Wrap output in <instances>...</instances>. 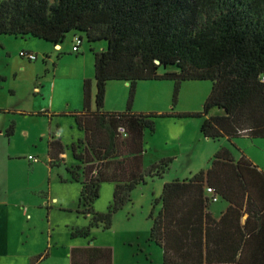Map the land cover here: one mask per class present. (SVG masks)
Returning <instances> with one entry per match:
<instances>
[{
  "label": "trees",
  "instance_id": "1",
  "mask_svg": "<svg viewBox=\"0 0 264 264\" xmlns=\"http://www.w3.org/2000/svg\"><path fill=\"white\" fill-rule=\"evenodd\" d=\"M69 32L78 37L74 52L84 39L79 32L86 35L96 83L95 107L93 80L85 78L83 109L69 112L85 132L72 144L69 179L81 185L77 212L90 216L89 226L73 235L109 228L136 186L169 170L171 157L143 164L145 131L153 133L157 119L201 118L202 135L215 141L264 137V0H0V34L50 41L60 57L57 45ZM100 40L107 46L96 50L93 43ZM110 80L128 83L125 110L104 109ZM139 80L174 81L172 108L134 111ZM184 80L212 81L201 110L175 109ZM14 130L11 124L6 134ZM65 149L61 137L51 134V166L64 162ZM105 182L115 183L114 197L107 211L98 212L94 203ZM219 197L229 205L218 219L209 208ZM154 203L161 207L150 214L149 239L163 248L165 264L201 261L188 260L186 251L202 250L205 237L210 251V240L224 234L240 236L235 258L245 238L256 237L252 264H264V170L244 154L237 160L222 147L207 169L166 182Z\"/></svg>",
  "mask_w": 264,
  "mask_h": 264
},
{
  "label": "rangeland",
  "instance_id": "2",
  "mask_svg": "<svg viewBox=\"0 0 264 264\" xmlns=\"http://www.w3.org/2000/svg\"><path fill=\"white\" fill-rule=\"evenodd\" d=\"M79 52L73 45L77 36L69 32L60 50L54 43L32 35L0 34V264L12 260L15 251L29 253L37 249L48 250V227L53 229V238L58 240L60 250L69 249L70 244L107 243L115 251L133 259L146 254L163 253L162 248L148 241L152 226L150 214L158 213L160 198L166 182L176 177H185L189 167L195 174L210 166L212 158L205 157L206 146L229 148L238 160L243 154L264 169V137L240 136L231 142L227 138L205 143L196 140L202 120L198 117L175 119L187 122L194 134L186 138L183 153L174 159L170 169L163 175L136 186L129 200L113 217L114 229L91 228L87 238L74 237V229L89 226L90 216L77 212L81 185L70 180L67 166L75 160L72 144L85 135L69 112L83 109V82L95 79V58L86 35ZM78 35V36H79ZM105 40L93 43L101 49ZM23 52L36 53L37 59L30 60ZM170 69H177L171 66ZM150 82H159L151 85ZM174 81L139 80L134 109L138 111H165L172 108ZM165 86V87H161ZM129 85L123 80H110L106 86L104 109L122 111L126 109ZM212 89L211 80H184L181 83L176 110H201ZM96 83L93 84V106L95 107ZM67 112V113H65ZM14 124V134L8 136L7 128ZM51 134L61 137L65 145L64 162L49 164L48 141ZM172 132L145 131L144 147L146 166L162 156L170 157ZM168 145H164V143ZM176 144V141H173ZM185 143V138L183 137ZM219 149V150H220ZM33 156L37 160L30 159ZM187 176V177H189ZM65 179L61 180V179ZM114 184L105 182L94 203L98 212L107 211L114 197ZM227 201L220 198L212 201L210 210L219 214ZM133 254H136L135 257ZM12 256V257H11ZM2 260V261H1ZM16 264H21L18 261Z\"/></svg>",
  "mask_w": 264,
  "mask_h": 264
},
{
  "label": "crops",
  "instance_id": "3",
  "mask_svg": "<svg viewBox=\"0 0 264 264\" xmlns=\"http://www.w3.org/2000/svg\"><path fill=\"white\" fill-rule=\"evenodd\" d=\"M60 47L62 49V44L57 45V48H60ZM0 80H3V77H0ZM94 81L95 79L93 80V84H94ZM158 83L159 82H152V83L150 82L151 85H155V84L158 85ZM161 87H165V86H161ZM138 91L139 89H138V84H137V94H139ZM92 95H93V91H92ZM134 104H135V101H134ZM134 104H133V110L138 111L134 109ZM160 126L163 128V131L168 132V133L172 132V136L171 135H168V136L169 137L171 136V140L169 138V141H170L169 145L171 146V148H173V151H171V155H170V157L172 158L171 163H173V160L178 159L179 156L183 153L184 149H182V146L187 145L186 138L188 135L192 136V134H194L192 133L193 129L191 128L189 124H187V122H181L179 120H175L174 118L157 119L156 129L154 132L159 131ZM183 137L185 138V143L183 142ZM174 140L176 141V144L173 142ZM196 140L198 141V143L199 142L205 143V145H207L208 143L206 142L207 140L202 135L201 131L197 132ZM165 144L168 145V143L166 142L164 143V145ZM219 149H220V145L218 146L207 145L206 152L204 153L207 161ZM145 153L146 152L143 153V157H144L143 164H144V167L146 168L149 165L146 166ZM163 157H166V156H162L160 158H163ZM251 161L253 160L251 159ZM253 162L255 163V161ZM192 173H194V169L192 167H189L187 171H185L184 173L185 177L178 176L175 179L189 178L192 176V175L189 176V174H192ZM109 183H113L115 186L114 182H109ZM228 205L229 203H227V205L225 204V206H221L220 209L222 211L219 214H215L213 211L210 210V208L209 210L211 211L214 217L219 219L222 213L227 209ZM242 222H245V218L242 219ZM92 228H97L101 230H113L114 222L109 228H103L102 226H94ZM53 231H54L53 229L48 227V232L50 235L49 241H48L49 243L48 250L46 249L41 250L39 248L29 253H20L19 251L16 250L15 251L16 256H13V257L11 256L12 260L5 261V263L6 264H16L18 261H20L21 264H165L163 248L160 245L156 244L155 242L151 241L150 239H148V241L162 248L163 253L159 252V253L152 254V255L145 253V257H141V258L139 257V258L133 259L132 257L130 258L127 255L121 254L122 252H125V250L121 251L122 250L121 249L118 252V254H116L117 252L111 245L107 243H101V242L95 243V238H92L86 244H83L81 242H76V243L70 244L69 249L60 250V245L58 243L59 241L53 238L54 237ZM88 235L89 234L87 235H81V234L73 235L72 234V238L77 237V236L82 237V238H87ZM245 239L246 240L244 242V245L243 246L241 245L239 251L237 252V256L235 258L236 246L237 244H240L239 235L236 236V235L224 234V235H219L217 237H213L212 240H210V244H211L210 251L209 249H207L208 248L207 242H206L207 239L205 237L203 238L204 245H203L202 250L191 249V250L186 251V257L188 258V260L201 259V261H197L196 263L187 261L186 264H252V260L256 258L258 242L256 240V237H250L249 240H248V237ZM2 252L3 251L0 247V256ZM135 255L136 254H133L134 257Z\"/></svg>",
  "mask_w": 264,
  "mask_h": 264
},
{
  "label": "built area",
  "instance_id": "4",
  "mask_svg": "<svg viewBox=\"0 0 264 264\" xmlns=\"http://www.w3.org/2000/svg\"><path fill=\"white\" fill-rule=\"evenodd\" d=\"M78 42H80L79 39H78ZM74 49H77V47L74 46ZM23 53H24V52H23ZM25 56H28V58H29L30 60L37 59V55L34 54V53H29V54H27V55H25ZM120 130H121L122 132H124V131H125V128H124V127H120ZM29 158H30V159H34V160H37V158H35V157H33V156H30ZM207 190H208L209 192H212V191H213L212 187H208ZM215 199H216V198H215Z\"/></svg>",
  "mask_w": 264,
  "mask_h": 264
}]
</instances>
